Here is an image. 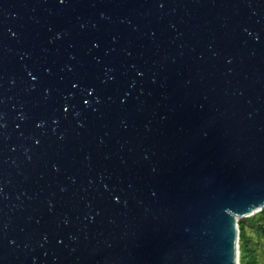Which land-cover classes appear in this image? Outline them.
<instances>
[{
  "label": "water",
  "instance_id": "1",
  "mask_svg": "<svg viewBox=\"0 0 264 264\" xmlns=\"http://www.w3.org/2000/svg\"><path fill=\"white\" fill-rule=\"evenodd\" d=\"M264 210V0H0V264H240Z\"/></svg>",
  "mask_w": 264,
  "mask_h": 264
},
{
  "label": "trees",
  "instance_id": "2",
  "mask_svg": "<svg viewBox=\"0 0 264 264\" xmlns=\"http://www.w3.org/2000/svg\"><path fill=\"white\" fill-rule=\"evenodd\" d=\"M240 264H261L259 248L264 243V210L239 220Z\"/></svg>",
  "mask_w": 264,
  "mask_h": 264
},
{
  "label": "rangeland",
  "instance_id": "3",
  "mask_svg": "<svg viewBox=\"0 0 264 264\" xmlns=\"http://www.w3.org/2000/svg\"><path fill=\"white\" fill-rule=\"evenodd\" d=\"M259 252H260V259H261V264H264V243L263 245L260 246L259 248Z\"/></svg>",
  "mask_w": 264,
  "mask_h": 264
}]
</instances>
